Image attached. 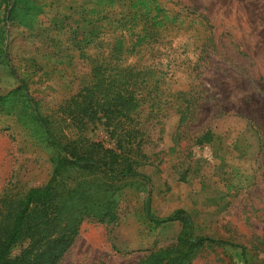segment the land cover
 <instances>
[{
  "label": "rangeland",
  "instance_id": "rangeland-1",
  "mask_svg": "<svg viewBox=\"0 0 264 264\" xmlns=\"http://www.w3.org/2000/svg\"><path fill=\"white\" fill-rule=\"evenodd\" d=\"M82 1L89 2L87 7L77 5ZM96 2L20 0L5 22L0 8V43L9 44L10 57V67L0 63V96L23 81L53 130L114 150L102 126L79 132L63 113L100 62L98 43L117 27L90 13ZM157 3L165 10L159 18L175 17L171 26L187 34L143 59L157 82L136 114L144 132L145 160L138 168L144 178L120 183L111 198L113 221L83 219L57 264H147L167 250L174 258L182 225L153 221L177 211L191 219L192 240L208 237L229 244L204 243L182 264H264V0ZM105 4L98 8L108 9ZM101 31L108 34L91 43L89 37ZM186 55L199 61L195 83L186 68L189 61L181 60ZM173 59L187 62L168 66ZM179 90L198 96L189 121L181 120L186 110L176 99ZM22 95L0 102V197L18 199L45 184L55 157ZM206 132L212 139L199 144ZM100 183L79 169L68 170L62 179L67 189L94 193ZM28 245L12 247L11 258Z\"/></svg>",
  "mask_w": 264,
  "mask_h": 264
},
{
  "label": "trees",
  "instance_id": "trees-1",
  "mask_svg": "<svg viewBox=\"0 0 264 264\" xmlns=\"http://www.w3.org/2000/svg\"><path fill=\"white\" fill-rule=\"evenodd\" d=\"M19 1L0 0L3 22L5 18L11 20ZM96 1L90 13L99 16V21H105L107 26L115 24L117 27L109 37L102 38L98 43L100 62L91 69L90 82L65 103L63 113L79 132L89 126H102L114 141L115 148L106 149L101 143L90 142L84 137L72 139L62 131L53 130L48 119L39 114L37 103L28 94L23 81L15 90L0 96V102H5L22 91L33 121L41 130L47 146L55 153L51 159V175L45 184L26 190L18 199L6 198L5 195L0 197V264H57L72 244L83 219L113 221L115 203L111 198L120 190V183L144 178L138 172L145 160L141 150L144 132L139 128L136 114L146 104V98L154 92L157 82H152L151 72L143 64V59L158 52L161 46L163 50L166 45L171 48L182 33L171 26L176 21L175 17L169 19L164 15L162 19L159 18L165 10L157 0H128L126 4L121 0H107L106 4L104 0ZM88 4L82 1L77 5L84 8ZM103 4L108 9L98 8ZM117 9L119 12H116ZM117 30L119 34H116ZM105 34L108 33L101 31L90 36L91 43ZM173 34L176 35L173 37ZM183 34H187L186 31ZM90 39L87 40L90 42ZM8 47L9 44L4 41L0 43V63L10 67ZM177 60H170L168 66L181 67L187 62L182 63L181 60H188L186 68L190 69L195 83L198 80L199 61L192 62L188 55L185 59ZM191 91L179 90L175 95L186 110L182 121H189V108L198 100L197 94L192 96ZM211 139L210 133L206 132L199 139V144H208ZM72 169H79L89 177H99V191L94 193L86 189L65 188L62 185L63 175ZM153 222H179L182 236L175 246L176 257L171 258V252L167 250L147 264H182L197 246L204 243L229 245L208 237L192 240V221L183 211ZM24 241L29 242L28 247L17 257L11 258L12 247ZM242 257L245 259L244 250Z\"/></svg>",
  "mask_w": 264,
  "mask_h": 264
}]
</instances>
